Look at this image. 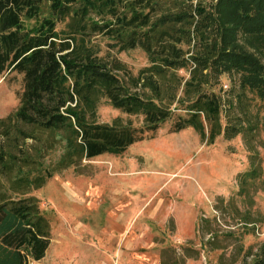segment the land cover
<instances>
[{"label":"trees","instance_id":"trees-1","mask_svg":"<svg viewBox=\"0 0 264 264\" xmlns=\"http://www.w3.org/2000/svg\"><path fill=\"white\" fill-rule=\"evenodd\" d=\"M96 35L107 39L102 53ZM183 43H193L187 57ZM134 47L148 60L136 72L109 53ZM10 70L21 89L0 117V264H27L49 240L29 191L53 173L122 153L172 115L170 131L191 126L208 142L243 130L222 125L225 102L209 84L236 72L241 88L264 96V0H0V73ZM102 98L141 124L97 121Z\"/></svg>","mask_w":264,"mask_h":264},{"label":"rangeland","instance_id":"rangeland-1","mask_svg":"<svg viewBox=\"0 0 264 264\" xmlns=\"http://www.w3.org/2000/svg\"><path fill=\"white\" fill-rule=\"evenodd\" d=\"M94 39L101 53L107 49L105 36ZM182 47L186 57L193 51V43ZM109 53L134 72L148 62L140 47ZM191 65L178 73L187 78ZM209 85L225 102L222 125L241 132L226 138L222 131L208 142L191 126L170 131L172 115L122 153L53 173L29 191L49 240L44 255L27 264H264V96L241 88L236 72ZM20 89L19 73H0V117L16 107ZM115 116L142 122L102 98L97 121Z\"/></svg>","mask_w":264,"mask_h":264}]
</instances>
